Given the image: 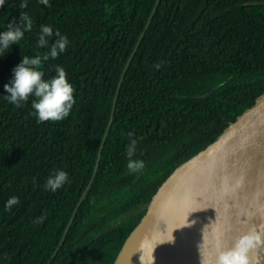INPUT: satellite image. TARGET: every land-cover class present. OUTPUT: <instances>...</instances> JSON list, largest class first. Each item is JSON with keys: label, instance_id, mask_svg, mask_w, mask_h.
Returning a JSON list of instances; mask_svg holds the SVG:
<instances>
[{"label": "trees", "instance_id": "trees-1", "mask_svg": "<svg viewBox=\"0 0 264 264\" xmlns=\"http://www.w3.org/2000/svg\"><path fill=\"white\" fill-rule=\"evenodd\" d=\"M19 3L0 5V30L32 20L0 57V264H112L160 186L264 97V0ZM41 24L69 40L44 78L61 65L75 91L68 117L38 123L31 97L15 106L3 85L22 55L47 51ZM130 139L145 162L135 173ZM56 168L68 179L47 191Z\"/></svg>", "mask_w": 264, "mask_h": 264}, {"label": "water", "instance_id": "water-1", "mask_svg": "<svg viewBox=\"0 0 264 264\" xmlns=\"http://www.w3.org/2000/svg\"><path fill=\"white\" fill-rule=\"evenodd\" d=\"M240 179L261 180L264 188V97L215 146L186 162L160 186L112 264H216L220 248L200 211L212 192L234 209L252 250L238 192Z\"/></svg>", "mask_w": 264, "mask_h": 264}, {"label": "clouds", "instance_id": "clouds-1", "mask_svg": "<svg viewBox=\"0 0 264 264\" xmlns=\"http://www.w3.org/2000/svg\"><path fill=\"white\" fill-rule=\"evenodd\" d=\"M44 6L49 5V0H38ZM5 0H0L3 5ZM28 0H20L19 8L27 6ZM22 25V26H21ZM32 28V20L22 14L18 23L9 21L7 27L0 30V57H3L11 48L24 37L26 31ZM36 45L38 48L46 47L47 51L42 54L32 56L22 55L18 64L12 69V76L9 82L3 85L6 95L4 99L9 103L20 106L23 102L29 101L31 97V109L38 123L44 121H60L69 116L74 104V87L67 78V73L63 66H55V74L49 78H44V72L40 65L50 58L55 59L66 50L69 40L66 35L60 34L48 24L39 26ZM155 64L154 67H159ZM131 136V134H129ZM136 140L130 139L125 145V156L127 158L126 168L130 173H135L145 167V162L139 157L133 158L136 153ZM68 179V173L62 168H56L44 181V189L55 192L63 186ZM19 203V197L9 196L4 201V210L12 209ZM42 219V217L37 218ZM216 264H247V259L240 251L233 247H221L216 257Z\"/></svg>", "mask_w": 264, "mask_h": 264}, {"label": "bare ground", "instance_id": "bare-ground-1", "mask_svg": "<svg viewBox=\"0 0 264 264\" xmlns=\"http://www.w3.org/2000/svg\"><path fill=\"white\" fill-rule=\"evenodd\" d=\"M262 186L261 180L240 179L238 192L245 206L246 228L251 224V218L263 217L262 220H264V188ZM204 200L206 203L200 206V211L203 222L211 236L214 238L218 229L223 226L235 232L234 229L239 227L237 217L234 209L224 203L223 196L212 192L206 194ZM263 253V244L262 248L249 251L248 254L247 251H242V255L247 259V264H264Z\"/></svg>", "mask_w": 264, "mask_h": 264}, {"label": "rangeland", "instance_id": "rangeland-1", "mask_svg": "<svg viewBox=\"0 0 264 264\" xmlns=\"http://www.w3.org/2000/svg\"><path fill=\"white\" fill-rule=\"evenodd\" d=\"M262 218L263 217L251 218V224L247 227V232L250 234V240L253 243L252 250L256 248H262L263 244L264 252V220H262ZM234 230L235 232L223 226L222 228L218 229L213 239L218 242L219 248L222 246L227 248L235 247L240 251L241 254L243 250L245 252L247 251L248 254L249 251H252L248 250V240L245 238L239 227L235 228Z\"/></svg>", "mask_w": 264, "mask_h": 264}]
</instances>
